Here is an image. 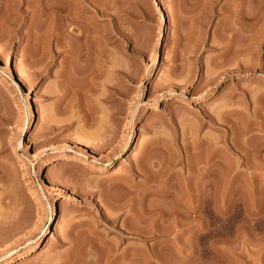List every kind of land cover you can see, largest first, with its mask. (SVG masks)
Wrapping results in <instances>:
<instances>
[{
	"label": "rangeland",
	"instance_id": "1",
	"mask_svg": "<svg viewBox=\"0 0 264 264\" xmlns=\"http://www.w3.org/2000/svg\"><path fill=\"white\" fill-rule=\"evenodd\" d=\"M19 1L0 0V264H264V0H95L81 57Z\"/></svg>",
	"mask_w": 264,
	"mask_h": 264
},
{
	"label": "bare ground",
	"instance_id": "2",
	"mask_svg": "<svg viewBox=\"0 0 264 264\" xmlns=\"http://www.w3.org/2000/svg\"><path fill=\"white\" fill-rule=\"evenodd\" d=\"M22 1V0H20ZM19 1V2H20ZM95 0H30L29 2H26L28 4H31L34 8H35V12L37 13H40V16L42 15H47L45 14L46 12H49L50 11V14L51 17L53 15V19L55 18L56 22H55V30H56V41L58 43V47L62 49V47H65L66 50L68 51L69 55H71L72 53H75V51H77L76 49H78L80 52L79 54L75 55L76 56H82V49H84V45L86 46V42L89 41V39L91 40H96L98 42H100L99 44L103 43V36L101 35V33L103 32H100L101 30H99V26H98V23L95 22V20L93 21L89 19L88 23H86V21L88 20H85L87 16H85L84 14H82V11L83 9H87L89 8V6L91 5V2H93ZM255 1V0H254ZM263 1V0H262ZM97 2V1H96ZM246 2V0L244 1ZM259 2V0H258ZM261 2V0H260ZM8 3V2H7ZM6 3V4H7ZM10 3V1H9ZM8 3V4H9ZM15 3V2H14ZM95 3V2H94ZM99 3V7L98 8V5L97 7H95V10H94V13L96 14V16L99 15H104V10H102L101 6H100V2ZM7 4V6H8ZM103 4V3H102ZM262 4V2L260 3ZM19 5V4H18ZM95 5V6H96ZM263 5V4H262ZM260 6V5H258ZM92 7L93 6V3H92ZM264 7V6H263ZM261 6V8H263ZM9 8H7L8 10ZM19 9V8H18ZM94 9V8H92ZM6 10V11H7ZM12 10V9H10ZM5 11V10H4ZM9 11V10H8ZM7 11V12H8ZM51 12L53 14H51ZM5 13V12H4ZM94 14V15H95ZM6 15V14H5ZM9 15V14H8ZM11 16V15H10ZM5 17V16H4ZM39 17V16H38ZM36 17V18H38ZM47 17V16H46ZM50 17V16H49ZM50 17V18H51ZM48 18V17H47ZM89 18V17H87ZM101 18V17H100ZM46 19V18H45ZM20 20V19H19ZM54 20V21H55ZM83 20H85V22L82 24ZM18 21V20H17ZM42 21V20H41ZM39 21V22H41ZM52 21L49 19V22ZM16 22V21H15ZM44 22V20H43ZM13 23V22H12ZM18 23V22H17ZM34 23V22H33ZM37 23V22H36ZM86 23V25H85ZM21 24V23H20ZM45 24V23H44ZM53 24V23H52ZM4 25V24H3ZM79 28H76L78 27ZM19 26V25H18ZM49 26V25H48ZM76 26V27H75ZM50 27H51V23H50ZM102 28V27H100ZM50 29V28H48ZM78 29V30H77ZM259 34V33H258ZM259 39V38H258ZM90 40V41H91ZM256 40V39H254ZM95 41V42H96ZM252 41V40H251ZM256 42V41H255ZM253 41V43H255ZM88 43V42H87ZM102 45V44H101ZM59 49V50H60ZM58 50V51H59ZM102 50V49H101ZM226 50V49H225ZM229 50V49H228ZM65 51V50H64ZM100 51V50H99ZM80 56V57H81ZM79 60V59H78ZM33 64L35 62H32ZM71 65V64H70ZM69 65V66H70ZM30 66V65H29ZM71 69V66L70 68ZM65 70V69H64ZM63 70V72H65ZM43 72V71H42ZM69 72V71H68ZM62 74V73H61ZM64 74V73H63ZM68 74V73H67ZM63 78L67 77L66 76V72L64 75H62ZM216 80V79H215ZM213 79V81H215ZM60 83V82H59ZM62 95V94H61ZM65 95V93H64ZM158 105V104H157ZM212 119V118H211ZM215 121V119H214ZM130 144V143H129ZM127 145V144H126ZM125 145V146H126ZM128 149V146L124 147V151H126ZM123 152V151H122ZM121 153V152H120ZM121 156H119L118 158H120ZM123 157V156H122ZM3 162V161H2ZM2 162L0 164H2ZM64 162H67L66 159H57L56 161H53L52 165L49 167L48 171L49 173L51 174H58L59 173V169L61 167V164L64 163ZM108 164V163H107ZM84 166L82 167V169H86L87 166L85 164H83ZM1 166V165H0ZM2 167L4 168V170L6 171L7 170V166H5V163L4 165L2 164ZM1 167V168H2ZM108 168L105 167V169ZM3 170V169H1ZM3 170V171H4ZM68 203H65V201H62L59 205L60 207V210H64L68 207ZM8 233V232H7ZM30 260V259H29ZM29 260H21L19 261L18 263H15V264H27ZM31 261H32V258H31Z\"/></svg>",
	"mask_w": 264,
	"mask_h": 264
}]
</instances>
